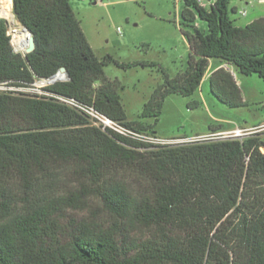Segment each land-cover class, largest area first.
Here are the masks:
<instances>
[{"label": "trees", "instance_id": "16d2710c", "mask_svg": "<svg viewBox=\"0 0 264 264\" xmlns=\"http://www.w3.org/2000/svg\"><path fill=\"white\" fill-rule=\"evenodd\" d=\"M11 1L36 48L27 59L15 52L0 18V86L38 92L0 91V264H264V133L152 147L102 130L81 109L155 134L167 99L192 97L212 60L264 82V16L239 27L230 7L238 0H181L191 54L172 78L154 62L99 59L71 0ZM111 64L163 76L136 121L121 83L106 76ZM62 68L69 80L35 87ZM209 83L222 104L247 105L230 71ZM60 174L71 183L50 194ZM69 210L91 216L67 224Z\"/></svg>", "mask_w": 264, "mask_h": 264}, {"label": "rangeland", "instance_id": "374dc122", "mask_svg": "<svg viewBox=\"0 0 264 264\" xmlns=\"http://www.w3.org/2000/svg\"><path fill=\"white\" fill-rule=\"evenodd\" d=\"M259 1L238 0L230 4L231 8L238 6L248 12L246 18L239 16L238 13L231 15L236 26L244 27L256 15H264V5H260ZM246 2H252V5L247 6ZM0 3L11 7L14 21L7 19L4 14H0V17L6 20L14 44V35L12 36L11 31L20 24L13 12V2L0 0ZM71 6L97 57L112 56L123 63L154 62L162 66L172 78L187 69L189 52H186L183 43L177 40L178 37L173 35L175 34L173 30L168 32L162 29L166 26L163 22L166 14L172 13L170 19L176 22V12L182 11L184 7L182 1L177 3V0H103L95 4L92 0H71ZM14 49L18 50L16 46ZM17 52L23 54L19 50ZM235 71L243 80V87L239 86L247 102L246 106L232 109L213 96L216 104L211 108V114L220 120L214 122L202 105L189 107L192 97L171 96L169 99H177L179 112L175 113L171 102H168L165 114L160 119V125L173 130L176 134L206 132L212 125H222L227 129H252L244 127L259 125L264 120V82L257 75L246 76L236 69ZM105 72L107 76L113 80L117 78L121 83L119 92L130 118H139L153 90L163 82V76L157 68L139 67L124 70L111 64L105 68ZM207 85L210 87L209 82ZM37 87H41L39 82ZM36 91V89L32 90L30 94ZM246 94H250L251 99ZM213 132L219 131L209 133ZM257 133H264V128ZM69 180L71 179L60 174L56 182L51 186L48 184L45 190L51 191L50 194H58L70 185ZM86 216L90 217L91 213L69 210L64 223L68 224L72 219Z\"/></svg>", "mask_w": 264, "mask_h": 264}, {"label": "built area", "instance_id": "2783aa9c", "mask_svg": "<svg viewBox=\"0 0 264 264\" xmlns=\"http://www.w3.org/2000/svg\"><path fill=\"white\" fill-rule=\"evenodd\" d=\"M97 3L102 2V0H95ZM202 6L206 7L205 0H196ZM246 12H240L242 17L246 16ZM229 71V70H228ZM234 75V74H233ZM38 83V82H37ZM37 83L35 87H37ZM41 87L45 85L43 82H39ZM46 86V85H45ZM38 88V87H37ZM13 90L21 93H30V91L35 89L29 88H6L4 86H0V91L2 90ZM39 89V88H38ZM37 90V89H36ZM38 92V90L36 91ZM92 120L95 126L100 127L104 131H111L116 135H119L125 139H129L138 143H142L144 145H149L152 147H180V146H188L195 144H204L209 142H217L222 140L236 139L243 140L244 138L253 135L257 132H260L264 126L254 127L252 129H243L237 128L233 131H219L208 133L204 135H192V136H181V137H161L153 133L143 132L135 130L131 127L125 126L119 122L111 120L110 118L100 114L95 109L90 107H82L81 108Z\"/></svg>", "mask_w": 264, "mask_h": 264}, {"label": "crops", "instance_id": "0c3cea01", "mask_svg": "<svg viewBox=\"0 0 264 264\" xmlns=\"http://www.w3.org/2000/svg\"><path fill=\"white\" fill-rule=\"evenodd\" d=\"M92 1H95V0H92ZM103 1V0H102ZM181 0H177V3H180ZM206 1V7H209L211 5L214 4L215 0H205ZM95 4H97V2L95 1ZM247 6H250L252 5V2H246L245 3ZM259 4L260 5H264V0H260L259 1ZM233 8H236L237 9V13L239 16L240 15V12L242 11H245L247 14L246 16H244L243 18H246L248 16V12L247 10L245 9H241L239 8L238 6H234ZM181 12L182 11H177L176 12V17H175V21L176 22H172V20L170 19V17H172V13H168L166 14L163 22L166 24L165 27H162V29H164V31H168V32H171V30H173V32L175 34H173L174 36H177L178 37V41H180V43L182 42L183 45L185 46L186 48V52H189L188 54L190 55L191 54V49H190V46L186 40V38L183 36L182 32H181V29H180V23H181ZM261 16H264L262 14H258L256 15L253 19H251L249 22H247L245 25H249L251 24L252 22H254L256 19H258L259 17ZM242 17V16H241ZM163 19V18H162ZM199 26L201 28H206V24L204 23H199ZM243 27V26H241ZM106 56H103V57H98L99 59H103L105 58ZM142 62V61H141ZM226 69V70H229L231 73L234 74V77L238 83V85H243L242 83V79L239 78L236 74V71H235V68L233 67H230L228 66L227 64L219 61V60H212L210 62V65H209V68H208V71L203 79V82L201 84V87L200 89L192 96V102H198V103H201V105L203 106V108H205L211 119L214 121V122H219L220 120L218 118H216L215 116H212L211 114V108L214 107V105L216 104L215 103V99L213 97V95L211 94L210 92V87L208 84L209 82V78L210 76L217 70H220V69ZM107 76V74H106ZM107 78L110 80V81H114L112 78H110L109 76H107ZM117 81H119L117 78H116ZM243 87V86H242ZM154 91V90H153ZM246 93V92H245ZM152 95V94H151ZM248 98L251 99V96L250 94H246ZM171 98V97H170ZM177 99H167L166 103H165V106H164V110H163V114H165V111H166V107H167V104L168 102H171L172 106L174 107L173 108V111H175V113H178L179 112V107L177 105V102L176 101ZM247 101H249L247 98H246ZM191 102V103H192ZM128 116V119L130 121H136L138 118H130L129 115L127 114ZM149 124H151L152 122L151 121H148ZM258 126H264V120H262V122L259 124V125H253V126H248V127H244V128H254V127H258ZM237 128H230V129H227L225 127H223L222 125H219V126H215V125H212L210 130L209 131H206V132H198V133H193V134H176L173 130H169L168 128H164L160 125V122L159 124L156 126L155 128V134L161 136V137H167V138H170V137H181V136H191V135H197V134H206V133H209L211 131H233Z\"/></svg>", "mask_w": 264, "mask_h": 264}, {"label": "bare ground", "instance_id": "6f19581e", "mask_svg": "<svg viewBox=\"0 0 264 264\" xmlns=\"http://www.w3.org/2000/svg\"><path fill=\"white\" fill-rule=\"evenodd\" d=\"M0 14H4L7 17V19H9L10 21H14V17L11 13L10 6L3 5L0 3ZM11 32L14 35V44L16 48L19 50V52L24 53L28 47L29 38H30L29 33L26 30H24L21 24Z\"/></svg>", "mask_w": 264, "mask_h": 264}, {"label": "water", "instance_id": "95a60500", "mask_svg": "<svg viewBox=\"0 0 264 264\" xmlns=\"http://www.w3.org/2000/svg\"><path fill=\"white\" fill-rule=\"evenodd\" d=\"M13 2V1H12ZM1 18V17H0ZM19 22V21H18ZM20 23V22H19ZM22 25V24H21ZM22 27L24 28V30H26L29 35H30V38H29V43H28V47L25 51V53H21L25 59H27V55L28 54H31L35 51V48H36V45H35V39H34V36L33 34L25 27L22 25ZM15 52H17L15 50ZM18 53V52H17ZM64 80H69V75H68V72L66 70V68H62L59 73H57L55 76L49 78V79H46L44 81H41L43 82L45 85H51V84H54L58 81H64Z\"/></svg>", "mask_w": 264, "mask_h": 264}]
</instances>
